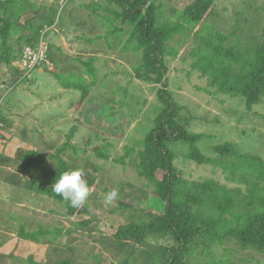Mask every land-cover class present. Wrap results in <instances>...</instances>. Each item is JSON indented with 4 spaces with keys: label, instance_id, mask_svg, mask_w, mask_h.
Segmentation results:
<instances>
[{
    "label": "rangeland",
    "instance_id": "obj_1",
    "mask_svg": "<svg viewBox=\"0 0 264 264\" xmlns=\"http://www.w3.org/2000/svg\"><path fill=\"white\" fill-rule=\"evenodd\" d=\"M160 1L164 3L162 16L174 19L175 11L194 0ZM214 1V13L207 22L229 36L230 45H264V0ZM91 3L99 7L97 13L85 8ZM20 6L27 10L25 17H32L35 8L39 18H48L54 8L58 23L56 31L45 35L53 70L40 68L30 78L19 79V51L28 46L22 39L26 35L23 31L13 32L8 41L15 60L0 65V158L4 160L0 162V264H30V257L35 264H159V248L170 245L169 238L154 236L143 246L132 241L115 244L114 240L120 225L144 220L140 210L162 213L165 209L136 167L137 142L152 129L162 103L160 86L134 75V68L142 63V52L128 43L130 28L120 20L108 22L104 10L110 6L107 0H70L62 10L60 0H21ZM189 34L185 45L184 37L177 38L174 44L179 56L168 57L166 63L169 91L181 106V115L190 119L192 132L203 135L200 150L214 157L215 146L230 142L240 152L256 153L264 159V98L248 108L244 98L214 94L207 80L191 68L189 52L197 36L195 30ZM0 51H5L1 38ZM92 57L96 59L97 79L91 94L105 107L100 116L96 113L97 128L80 123L76 109L80 91L67 90L53 73L66 78L84 75L90 82L82 61ZM75 125L78 129L71 144L76 151L67 150L63 156L73 167L82 169L86 182L94 179L95 183L89 186L86 202L92 216L69 218L64 203L29 188L35 174L12 158L18 148L35 149L54 165L51 156L67 142L66 136ZM126 146L136 152L124 164L118 163ZM96 147L105 149L111 158H99ZM169 148L175 153L178 174L185 179H214L236 187L220 168L187 159L188 145L176 142ZM113 189L118 198L114 205H106L104 199ZM88 219V227L77 225ZM20 227L30 232L40 227L70 232L36 243L21 237ZM204 249L208 252L203 254ZM188 264H264V255L241 251L229 241L223 246H201Z\"/></svg>",
    "mask_w": 264,
    "mask_h": 264
},
{
    "label": "trees",
    "instance_id": "obj_2",
    "mask_svg": "<svg viewBox=\"0 0 264 264\" xmlns=\"http://www.w3.org/2000/svg\"><path fill=\"white\" fill-rule=\"evenodd\" d=\"M20 1L0 0V38L5 48V51H0V65H10L15 60L8 47L13 32H25L22 39L34 46L39 41L41 29L56 23L57 11L54 8H51L52 15L48 18L43 15L39 18L35 8L32 17H25L27 10L21 8ZM107 2L114 8L109 6L104 9L105 18L110 24L120 20L128 26V43L142 52V63L134 68V75L140 81L160 86L158 97L162 103L152 129L137 142L140 150L137 152L136 167L139 176L152 188L154 196L165 204V209L162 213L140 210L144 220L120 225L114 235L115 244L132 241L143 246L154 236L169 238L171 244L159 248V264H188L201 246H223L229 241L235 242L241 251L251 250L264 255V159L256 153H242L230 142L215 146L214 157L203 154L199 148L203 135L190 130V119L181 115L182 108L169 91V68L166 63L168 57L179 56V49L174 44L177 38L184 37L182 44L185 45L190 37L188 31L195 30L197 43L189 52L192 70L207 80L214 94L244 98L248 108H251L264 98V45H230L229 36L207 22L214 13V0H194L183 10L175 11L174 19L162 16L164 3L160 0ZM85 8L97 13L99 7L91 3ZM22 51L21 47L18 57ZM48 55L50 59V50ZM95 60L92 57L82 61L90 82L84 75L66 78L53 71L64 88L80 91L76 104L79 122L92 126H96V113L100 116L105 108L101 100L91 94L97 79V70L93 66ZM77 129L78 125L72 127L66 136L67 142L51 156L56 162L54 165L35 149L18 148L12 158L35 174L31 179L33 182L30 180L32 184L28 183L29 188L38 195L64 203L69 218L92 216L89 204L79 209L72 208L51 191L52 184L61 173L76 169L63 155L70 149L76 151L71 142ZM176 142L188 145L187 159L199 165L220 168L236 187H228L214 179L191 181L179 175L175 153L169 148L171 143ZM94 152L99 158H111L101 147H96ZM135 152L134 147L126 146L124 155L117 162L124 164L127 157ZM94 183V179L87 181L89 186ZM90 223L88 219L77 225L86 228ZM69 232L62 228L49 230L44 227L30 232L20 227V236L36 243L50 235ZM206 252L207 249L202 251L203 254ZM29 261L35 264L33 257ZM64 263L73 264L70 261Z\"/></svg>",
    "mask_w": 264,
    "mask_h": 264
},
{
    "label": "clouds",
    "instance_id": "obj_3",
    "mask_svg": "<svg viewBox=\"0 0 264 264\" xmlns=\"http://www.w3.org/2000/svg\"><path fill=\"white\" fill-rule=\"evenodd\" d=\"M51 191L63 201L67 202L72 208L83 207L90 195V187L83 179L82 169H72L59 175V178L51 186ZM118 191H109L104 199L106 205H114L118 198Z\"/></svg>",
    "mask_w": 264,
    "mask_h": 264
},
{
    "label": "built area",
    "instance_id": "obj_4",
    "mask_svg": "<svg viewBox=\"0 0 264 264\" xmlns=\"http://www.w3.org/2000/svg\"><path fill=\"white\" fill-rule=\"evenodd\" d=\"M69 1L70 0L60 1L61 10ZM57 23L58 19L55 24L51 26L46 25L43 29H41L40 38L37 44L34 46L28 45L23 48L22 54L19 58V67L21 69L20 79L24 80L30 78L33 72L39 70L40 68L53 70L54 64L49 59V44L45 41V35L49 31H56Z\"/></svg>",
    "mask_w": 264,
    "mask_h": 264
}]
</instances>
